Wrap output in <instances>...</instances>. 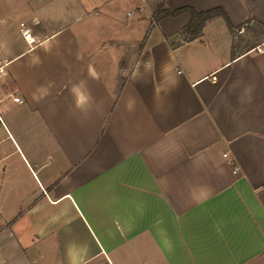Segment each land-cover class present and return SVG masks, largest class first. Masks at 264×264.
Segmentation results:
<instances>
[{
    "label": "crops",
    "instance_id": "crops-1",
    "mask_svg": "<svg viewBox=\"0 0 264 264\" xmlns=\"http://www.w3.org/2000/svg\"><path fill=\"white\" fill-rule=\"evenodd\" d=\"M162 1L264 24V0H0V264H264V38L187 40Z\"/></svg>",
    "mask_w": 264,
    "mask_h": 264
},
{
    "label": "trees",
    "instance_id": "trees-1",
    "mask_svg": "<svg viewBox=\"0 0 264 264\" xmlns=\"http://www.w3.org/2000/svg\"><path fill=\"white\" fill-rule=\"evenodd\" d=\"M184 11H189L191 14V18L189 22L186 24V26L183 28L182 31L183 34L186 36L187 40H193L199 38L203 34V29L206 23L217 16H223L226 19L229 27L233 31L235 30L232 22L230 21L228 14L221 7H216L206 11H199L190 7L171 10L168 7H166L164 1H162L159 3L157 9L153 13V19L155 22H157L166 16H175ZM247 24L249 25V22H247ZM251 26H254L252 27L253 29L256 28V26L260 28L259 31H257V29H254L256 33L264 32V24L256 23Z\"/></svg>",
    "mask_w": 264,
    "mask_h": 264
},
{
    "label": "rangeland",
    "instance_id": "rangeland-1",
    "mask_svg": "<svg viewBox=\"0 0 264 264\" xmlns=\"http://www.w3.org/2000/svg\"><path fill=\"white\" fill-rule=\"evenodd\" d=\"M18 20H12V24L15 25ZM255 26V25H254ZM254 26H250V28H246L244 31V28H241L239 30L234 31V37L236 43H243L244 41H247L248 43H254L256 41H259L260 39L264 38V32L263 33H256L254 29H257V31L260 30L259 27L256 26V28H252Z\"/></svg>",
    "mask_w": 264,
    "mask_h": 264
},
{
    "label": "built area",
    "instance_id": "built-area-1",
    "mask_svg": "<svg viewBox=\"0 0 264 264\" xmlns=\"http://www.w3.org/2000/svg\"><path fill=\"white\" fill-rule=\"evenodd\" d=\"M21 26H22V33H23V36L24 38L27 40V42L29 44H34L37 42V39L36 37L32 34V29L28 26H25L24 23H21ZM255 49H257L258 52H261L262 49L259 48V47H256ZM15 100L19 101L20 99L19 98H15ZM235 172H237V170H235Z\"/></svg>",
    "mask_w": 264,
    "mask_h": 264
}]
</instances>
